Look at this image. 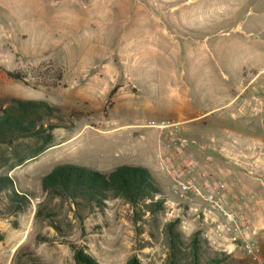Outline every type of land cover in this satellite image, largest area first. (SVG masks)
Masks as SVG:
<instances>
[{"label": "rangeland", "instance_id": "rangeland-1", "mask_svg": "<svg viewBox=\"0 0 264 264\" xmlns=\"http://www.w3.org/2000/svg\"><path fill=\"white\" fill-rule=\"evenodd\" d=\"M72 1L0 0V99L47 102L64 125L46 151L8 173L17 192L30 198L16 215L0 210V264H74L69 244L98 264H125L132 256L141 264H168L172 223L178 261L191 264L201 221L190 208L202 201H180L170 192L173 181L156 158L160 147L194 164L190 179L197 187L205 174L236 182L227 191L234 199L253 196L248 208L235 200L230 207L258 228L264 264V0H136L93 20L90 0H82L84 9ZM72 10L74 16L66 14ZM50 63L63 70L55 88L7 76ZM191 69L202 71L200 85L191 81ZM166 82L178 86L189 107L191 99L199 114L194 123L189 115L186 123L176 122ZM127 101L134 104L128 113ZM121 118L134 127H123ZM218 135L225 141L220 155L198 152L200 144L208 151ZM65 165L146 169L160 190L153 201H162L163 209L150 214L141 205L136 218L121 199L98 207L46 196L41 178ZM37 210L52 214L60 231L35 217ZM199 238L198 264H248L240 248L225 255Z\"/></svg>", "mask_w": 264, "mask_h": 264}, {"label": "trees", "instance_id": "trees-1", "mask_svg": "<svg viewBox=\"0 0 264 264\" xmlns=\"http://www.w3.org/2000/svg\"><path fill=\"white\" fill-rule=\"evenodd\" d=\"M43 64L26 68L22 72H7L15 81L25 82L28 78L57 87L63 76L60 66ZM57 109L43 101H19L0 99V206L6 215L21 213L29 205V196L18 193L8 173L28 160L38 157L54 141L53 132L64 128ZM41 191L48 197L70 200L76 205L82 201L89 206H104L105 202L121 199L127 203L136 218L141 212L140 206L154 214L163 209L162 201H153L160 194L155 180L148 170L140 167L119 166L109 172L87 170L65 165L44 175L40 180ZM150 202L145 204V201ZM35 217H44L56 230L60 229L52 222V214L37 210ZM175 224L167 226L169 242L168 264H181L177 258L180 240L174 230ZM200 231L191 241L192 263L198 264ZM74 264H98L83 248L69 244ZM211 262L210 264H216ZM125 264H141L136 256L130 257Z\"/></svg>", "mask_w": 264, "mask_h": 264}, {"label": "built area", "instance_id": "built-area-1", "mask_svg": "<svg viewBox=\"0 0 264 264\" xmlns=\"http://www.w3.org/2000/svg\"><path fill=\"white\" fill-rule=\"evenodd\" d=\"M170 126L172 125L167 124L159 128ZM165 148H170V144H166ZM156 158L161 169L172 179L170 192L178 200L186 201L190 197L191 201H202L201 204L192 206L190 209L201 221L200 237L209 247L225 255H231L240 248L248 264L263 263V254L256 242L258 228L252 225L249 219L240 217V212L230 207V200H235L236 203L240 201L248 208L253 196L245 200L242 196L234 199V196L227 191L232 189L236 182L229 185L226 182L212 180L205 174L201 176L203 184L199 188L190 179V173L195 166L189 160H176L174 153L164 154L161 147ZM235 161V164L244 170L250 172L255 170V166L247 164L248 160H244L246 164L239 163L236 159Z\"/></svg>", "mask_w": 264, "mask_h": 264}, {"label": "crops", "instance_id": "crops-1", "mask_svg": "<svg viewBox=\"0 0 264 264\" xmlns=\"http://www.w3.org/2000/svg\"><path fill=\"white\" fill-rule=\"evenodd\" d=\"M64 1L67 2L68 0H64ZM76 1L77 0L72 1V2H75L74 5H77ZM89 2H90V6H91L90 10L93 11V13H92L93 15H90V19L93 20V18L95 17L94 15H98L100 17L102 15L105 16L106 14L110 13V10H112L113 7L115 8L116 5L121 4L119 7H121V9L125 10V9H127V6L131 2H136V0H90ZM79 3H80V6L84 9L83 5L81 4L82 0H79ZM66 14L74 16L75 11L72 10L70 12H67ZM74 19L78 20V17L75 15ZM82 20H83V18H82ZM136 29H138V26L134 27V30H136ZM134 53H137L136 48L134 49V51L130 52L131 55ZM121 57L123 59L128 60V61H130V60L132 61L136 58V55L133 57L134 58L133 59V58L126 56V53H122ZM201 74H202V71L197 72L193 69L190 70V78H191V81H193L195 83V85L201 84L200 83ZM195 79H196V81H195ZM153 87L157 88V86H153ZM166 89L168 90V94H169L170 98L175 101L174 107H173L171 112H172V115L177 118L176 122L183 123V124L186 123L187 122L186 116L188 117V115H189L190 116V123H194L193 120L197 119L199 117L198 116L199 114H198V111L195 110L194 105L191 102V99H190V107H189L188 105H186L187 103H186V98L184 97V94H183V96L180 95V93H179L180 90H179L177 85H174L170 82H166ZM138 92L140 93L141 89L138 88ZM124 103H125L124 107L127 108V113H128L134 104L132 103V101H127ZM127 115L128 114H126L124 117H127ZM121 121L124 124H127V126H123V127H132V126L134 127L133 123L125 122L126 120L124 121V120H122V118H121ZM219 124H222V123L219 122ZM182 131L190 134V130L183 129ZM211 141H213V142H211L210 149L208 151H206V149H204L203 144H200L198 146V152L202 153L204 155L205 154L206 155H208V154L212 155L215 153L219 154L220 149L224 146L223 144H221V142L225 143L224 139H222V137H220L218 135L217 140L214 138H211ZM189 149H190V147H189Z\"/></svg>", "mask_w": 264, "mask_h": 264}]
</instances>
